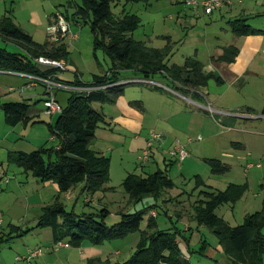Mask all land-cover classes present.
Returning <instances> with one entry per match:
<instances>
[{
    "label": "crops",
    "instance_id": "obj_1",
    "mask_svg": "<svg viewBox=\"0 0 264 264\" xmlns=\"http://www.w3.org/2000/svg\"><path fill=\"white\" fill-rule=\"evenodd\" d=\"M7 1L9 2V5L7 4ZM21 1L24 4H28V6L22 8L16 6L13 7L14 2L15 4H21ZM32 1L34 0H0V21H4L5 25L11 24L23 31L31 38L32 42L35 45L42 46L47 53L52 52L58 47L63 48L62 51L65 52V55L59 61L65 65L66 70L64 72H68L69 75L66 76L65 73H58L59 79L67 84L74 83L77 78H79V80L81 81V73L78 71L77 65L74 64L71 59L70 50H73L76 53H85L83 54V56H88L93 51L94 53L92 54V56L94 55L95 58V52L100 51H94V36L91 31L90 33H83L82 26L84 23H82L80 20L77 21V19H74L78 7L81 5V2L79 3V5L75 6V10L71 12V16L69 17L67 11L62 12L61 10L57 9L60 0H46L45 2L40 1L43 5H47L50 11L44 14L43 12L41 14H38L35 11L31 10V8L33 7L31 5ZM73 1L74 0H69L68 3H73ZM172 1L174 3L184 4L183 0ZM235 2H237V4L232 3L231 5H225L215 11L220 15V17L222 14L225 15V17L222 18L226 19L225 23L229 31L228 42L222 47H216V49H214V54L210 55L209 60L206 62L196 59L195 55L189 56L193 57L197 62H199V64L201 65V72L205 76H210L209 80H212L216 85H224L225 82H227L228 84L225 89L224 87L214 86L212 87V92H210V88L208 87V80L206 86L197 88L198 92L204 95V99L202 100V102H199L200 104L211 105V103H213L211 105L212 108H214L213 105H216V107L214 108V110H216V113H214V116L211 117L214 118V124L211 123V118L205 116L206 114L192 109L188 105L186 97H177L167 93L163 88L156 89L149 85L134 83L126 84L122 88V94L114 101L113 104H106V108L101 107V111L103 112V115L105 117V123L100 124L95 130L94 139L90 143L92 146L90 147V149L109 159V182L106 186L108 187L109 185L108 190L109 188H111L110 185L112 183L114 175H117V180L119 179V182L122 183L127 175H138L139 171L142 172L140 174V176L142 177H145L156 171H167L166 174L168 176V173L171 170V166H173L174 164L180 166V163H182L183 166L181 165L182 168L180 171H183V168L188 162V154L181 162L176 163L174 159H170L167 156L165 151L172 148L175 140H178L184 146V148L185 146L191 145L192 141L194 140L200 141L201 132L206 129L205 127L210 128L214 126V130L217 128L219 130H223L222 128L226 127L227 129L234 130L235 132H237V134L251 132L252 135L255 136H264V132H261V130H244V127L238 128L237 124H239V121H236V118H253L252 115H260L257 119L264 121V115L261 114L264 108L258 110L253 106H242L243 101H240V103L237 104L232 103L233 100L238 101V98L248 95V92L246 91L247 87H249V89H254V86L258 88V91L257 89H254L256 90V96H261L262 100H264V20L256 21L255 23L248 21L251 17H262V19H264V12H262L264 11V0H241ZM186 8L190 9L189 7ZM56 13L61 14L68 22L70 37H64L60 43L54 44L47 40L45 28L47 25L54 21ZM200 13H197L198 16L200 15ZM123 15L135 14L127 13L123 9L120 16L122 17ZM238 20L243 21V25L248 27L250 30L257 31V33L250 35L234 34L231 30V23ZM0 37L2 36L0 35ZM3 39L5 41L15 43L11 40L5 38ZM15 44L20 48V52H14L15 54L27 58L30 57L29 55L32 51H30L29 49L31 48H28L21 43ZM225 56H228V58H226ZM166 64L168 66L174 65H169L168 59L166 60ZM37 67L43 69L41 66ZM109 68V66H105L104 70L102 66L97 63L96 58L94 60V64L89 69L91 71L89 73L91 81L95 76L105 75L108 72ZM2 75L16 76L17 78L20 77L15 73L13 74L10 72L0 71V84H2L3 80ZM132 78L142 77L131 71L122 72L120 75L121 81L129 80ZM22 79L23 81L19 80L20 82L17 83L19 86H22L26 83V80L24 78ZM159 79L163 80L165 84H163ZM150 80L160 83L165 87L174 88V84L169 79L164 78L160 75H156ZM35 88H33L31 91H25L22 94L16 95V99L10 98L6 100V102L24 101L25 103H27L29 105L27 120H29L30 117L38 116L41 113L47 115L44 110L36 109L38 103L43 107L42 102L46 98L44 88L42 86H37ZM210 95L213 96L210 97ZM208 96L212 99L210 100L211 103L207 98ZM225 97L230 99V102L226 103L227 100L224 99ZM6 102H2V104ZM237 107H240V109L245 108V112H242L240 114L246 113L243 115L248 116L230 115V113H228L233 112L230 110L238 109ZM250 114L251 116H249ZM22 123L24 122H21L16 126ZM26 123L27 121L24 124ZM53 123L54 120L52 121L51 126L53 125ZM255 126H257L256 128L259 127L257 123ZM150 130L162 133L163 139L160 144L157 142L153 144L148 161L144 164H141L139 158L142 150L145 148L146 141L149 138ZM212 134L216 133L214 132ZM2 142H4L3 139L0 140V145L2 144ZM251 144L252 142L250 141L249 144H244L243 146L238 143H233L232 146H235L234 148H236L234 152H237V154L243 157L246 155L251 156ZM24 151L26 150H23V148L21 147H6L3 150L4 156H1L0 158V166L2 167L5 162L8 163L7 157L9 154L17 152L26 153ZM223 155L225 156V158L230 159L234 157V155L229 153L222 154V156ZM245 161V163L248 162L247 159H245ZM217 162L225 167L227 169L226 172H228V164H225L224 162L223 164L220 161ZM8 164L14 165L15 168L21 171H17L9 166H6L4 170L2 169L0 171V249L3 245H9L12 242H15V240L16 242L19 240L20 242L21 240H24L25 244L22 243L23 248L21 249V253L25 255L28 249L37 247L51 248L53 245L51 229L36 228V224L37 219L41 214V209L44 206L50 204L58 195L59 191L57 185L52 182L40 183L29 174L25 173L21 168L17 167L15 164ZM162 167L163 169L161 170ZM254 167L255 166L252 164H246L243 170L247 174L248 170L253 169ZM113 168L115 170L114 174ZM255 168L259 169L260 166L257 165ZM10 170L14 175V178L12 177L13 180H8L5 176ZM121 183L119 185H121ZM76 189L80 190V195H85H82L83 203L86 205H90L89 208L92 210V196H88L87 194L82 192L81 184L77 185L71 191L59 196L60 201L63 203L66 210H70L69 206H67L68 202L71 203L73 200H75V205L73 204L74 206H72V211H74L75 206L78 204V199L81 196L75 194ZM111 191L109 190L107 192V195L111 194ZM113 192L115 193V191ZM165 201L166 200H162V202ZM13 204L19 209V211H22L23 216H19V218L9 216V220L4 222L5 217L8 216L9 212H11V207L13 206ZM17 204H19L20 207L17 206ZM156 205L157 201H155V203L153 204V209L148 211V215L150 217H154L157 224V212H155L154 210V207H156ZM99 206L100 205H96L95 209L93 210L99 211V209H104ZM122 209L123 208H121L120 211H123ZM94 211L92 212L93 214ZM152 212L155 213L154 216H152ZM116 216L119 217L117 213ZM190 216L191 213L190 215L181 213L180 216V219H184L187 222V225L184 228V232H190V238L180 237L181 240H179L180 242L178 248L182 254L181 259L183 261H189L191 256L186 247H191V241L198 243L197 246L200 244V248L202 247V252H207V250L211 249V251L209 250L208 252H211L212 256H214L215 254L223 255L222 249L218 245V243L217 245L214 244L215 248H211L210 244H208L198 236V234L202 233V231L204 232L205 227H197L195 223L190 220ZM190 223H193L194 227H191L189 225ZM133 234L135 237L132 238ZM130 236L132 239L128 240ZM138 238L139 234L130 233L122 239L105 242L101 245H92L85 241L82 242L79 247L69 246L48 249L44 254L31 259L29 262L17 259V257L14 259V261H12V256L10 254H8L7 257H3L0 254V264H87L91 260H100V262H108L109 264H121L128 260L134 252ZM62 242L67 243L66 241ZM203 242H206L207 246L203 245ZM109 246H111V248ZM128 250L129 253L126 260L116 263L111 261L112 258H121ZM130 251L132 252L130 253ZM207 257L209 258L210 256ZM228 260L229 261L227 262V264H231L229 258ZM216 264H218V261H216Z\"/></svg>",
    "mask_w": 264,
    "mask_h": 264
},
{
    "label": "trees",
    "instance_id": "obj_2",
    "mask_svg": "<svg viewBox=\"0 0 264 264\" xmlns=\"http://www.w3.org/2000/svg\"><path fill=\"white\" fill-rule=\"evenodd\" d=\"M120 1L147 4L151 0H80L81 5L75 14L74 19L89 26L94 36V51L100 50L110 62L108 72L93 77L90 86L117 84L121 81V73L126 71L146 79L160 75L180 85V91L186 95L189 94L186 89L206 86L210 76L203 75L201 65L193 57L185 58L182 66H168L166 60L171 55L168 47L153 49L134 40L131 34L138 29L139 19L135 15L116 17L111 7ZM0 25L3 38L31 48V58L44 56L59 61L65 55L61 47L47 53L17 27L5 25L4 21H0ZM231 30L237 35L257 33L243 25L241 20L231 23ZM0 71L46 76L56 70L43 71L30 58L0 48ZM75 83L79 84L77 81ZM124 85L117 84L88 94L71 93L66 108L56 116L54 124L49 126L51 135L58 139V146L50 151L39 149L31 153H12L8 155L7 162L15 164L40 183L52 182L57 185L58 195L41 209L36 224V228L51 229L53 243L66 241L71 247H79L86 241L92 245H101L122 239L130 233H138L134 252L121 264H187V261H180L179 231L159 230L154 217L148 218L144 230L140 229L144 215L153 209V205L134 213H120L119 221L109 227L105 224L108 216L106 209H100L96 214L76 215L72 210H66L60 201L59 196L77 185H82L83 193L93 196L104 190L109 182V159L89 147L95 130L105 123L104 116L93 109V104H113L122 94ZM191 98L197 102L201 100L197 94H191ZM0 109L7 126L14 127L27 121L29 105L24 101L6 102L0 104ZM261 114L264 115V110ZM206 162L213 174L227 171L216 160ZM166 172L156 171L145 177L127 175L121 187L128 196V204H138L146 198L157 201L166 191L173 189V181ZM194 182L195 189H198V199L192 205L190 220L197 227L203 226L213 234L231 264H264V203L260 211L247 214L240 225L231 227L215 214V210L223 204H234L240 200L247 185L231 184L225 190L217 191L206 186L198 176L194 177ZM203 245L207 246L206 242ZM186 249L189 254L192 253L188 247ZM87 264L109 263L91 260Z\"/></svg>",
    "mask_w": 264,
    "mask_h": 264
},
{
    "label": "rangeland",
    "instance_id": "obj_3",
    "mask_svg": "<svg viewBox=\"0 0 264 264\" xmlns=\"http://www.w3.org/2000/svg\"><path fill=\"white\" fill-rule=\"evenodd\" d=\"M40 1L45 2L46 0L32 1L31 5L33 7L31 10L38 14H41L42 12L43 14L47 13L49 11L48 6L43 5ZM68 1L69 0H60L57 9L61 10L62 12L67 11V14L70 17L71 12L75 10V6L79 5L80 1L74 0L73 3H68ZM233 3L237 4V2ZM7 4L9 5L8 1ZM14 6L22 8L28 6V4H24L22 1L21 4H15L14 2L13 7ZM186 7L187 6L185 4L174 3L172 0H152L151 2H148L147 5L142 2H137L135 4H124V2H120L118 4L112 5L111 10L116 17L121 15L123 9L127 13L135 14L139 19V27L131 34V37L134 40L144 42L147 46L153 49H163L168 47L171 54L168 58V64L180 66L183 64L185 58L194 55L196 56V59L202 60L204 62L208 61L209 56L214 54V49H216L218 46H224L228 42L229 38V31L225 23L226 19L222 18L225 17L224 14H222L220 17L217 12H214L211 16H206L199 9H187ZM198 12H201L202 14L200 13L198 16ZM261 20L264 19H262V17H251L248 21L255 23L256 21ZM82 32L90 33L89 26L83 24ZM0 48L13 53L20 52V48L15 43L5 41L2 37H0ZM70 53L72 61L77 65V69L81 73V81L85 85L92 83L91 77L89 75L91 71L89 69L94 64V60L96 58L97 63H99V65H101L104 70L105 66L110 67L109 60L100 51L95 52L96 58L94 55L92 56L94 53L93 51L88 56H83L85 53H76L73 50H70ZM61 73H65L66 76L69 75L68 72ZM2 77L3 85L0 84V104H2V102H6V100L10 98L16 99V95H19L18 88L20 87L17 83L23 81L22 78H17L16 76L2 75ZM159 80L165 84L163 80ZM227 85V82H225L224 85H216L212 80H209L208 82L210 92H212V87L214 86L224 87L225 89ZM9 87L16 88V90L14 92H8ZM254 87V89H257L258 91V88L256 86ZM254 89H249V87H247L246 91L248 92V95L238 98V101L233 100L232 103L237 104L240 103V101H243L242 106H253L256 109L261 110L264 108V100H262L261 96H256V90ZM27 91H31V89ZM178 93L181 95V98H191L189 94H183L181 91H178ZM54 94L57 103L62 107V109L66 108L71 92L68 90H56L54 91ZM212 96L213 95H210V97ZM210 97L208 96L207 98L211 103L210 100L212 99ZM224 99L227 100L226 103L230 102V99L227 97ZM190 100L192 101V99ZM202 100L203 99L201 98L199 102H202ZM197 101L193 100L192 102L197 105H202ZM212 104L213 103H211V105ZM107 105L93 104V109L103 115L101 107L106 108ZM188 105L192 109H195V111L206 114L205 116L209 118L214 116L212 113H206L201 111L200 108L190 104ZM213 107L215 108L216 105H213ZM237 108L238 109L230 110L233 112L228 113H230V115L239 116H244L243 114H246H240L245 112V108ZM36 109L44 110L43 107L39 105V103L37 104ZM249 116H251V114ZM252 116L253 118L250 119L236 118V121H239V124H237L238 128L244 127V130L257 129L261 130V132H264V121L257 119L260 115ZM213 119L214 118H211L212 124H214ZM53 120L55 122L56 116H47L41 113L38 116L30 117L26 124L22 123L16 127H10L4 123L3 112L0 109V140H4V142H2L0 145V158L1 156H4L3 150L6 147H21L23 150H26L24 151L26 153H31L39 149L49 151L52 149L54 150L58 146V139L56 138L53 141L50 139L52 135L49 130V126L52 124ZM256 123L259 126L258 128L255 126ZM213 127L214 126L210 128L205 127L206 129L201 132L200 141L194 140L192 141L191 145L185 146V150L188 154V162L186 166L184 164L185 167L183 168V171H180L183 166L182 163H180V166L177 164L171 166L168 176L173 181L174 188L172 190L166 191L162 198L157 200V205L154 207L155 212H157L156 221L158 224V229L168 231L170 230V232L179 231L181 238H190V232H184L187 222L184 219H180V216L181 213L190 215L191 207L198 199V189H195L194 182L195 176L200 177L206 186L220 191L224 190L229 184L241 186H244L245 184L247 185V189L243 193L240 200L234 204H223L215 210V214L222 218L230 226L234 227L240 225L243 222V218L246 214H252L259 211L261 204L264 203V136H255L252 135L251 132L237 134V132L234 130L227 129L226 127H223V130H219L218 128L214 130ZM214 132L216 134H212ZM250 141L252 142L251 156L246 155L241 157L239 154H237V152H234L236 148H234L235 146H232L233 143H238L243 146L244 144H249ZM89 147H92L91 144ZM226 153L232 154L234 157L230 159L225 158L224 155L222 156V154ZM244 158L247 159V163H245L246 161ZM205 160H217L221 163L224 162L225 164H228V172L224 174H213L211 172L210 165ZM246 164H252L255 167L259 165L260 168L257 169L254 167L253 169L248 170L246 174L243 170ZM6 166L12 167L17 171H21L15 168L14 165H10L6 162L2 165V167L0 166V171L2 169L4 170ZM162 169L163 167L161 170ZM114 173L115 170L113 168V174ZM141 173L142 172L139 171L138 175ZM5 176L8 180H13L14 178L11 170ZM120 183L121 182H119V179L117 180V175H114L110 185L112 189L114 188L112 191L110 190L111 194L107 195V192L109 191V185L108 187H106V185L104 190L93 194L91 199V207L93 209H95L96 205H100L102 208L108 210V216L106 217L105 224L109 227L119 221V217L116 216V213L118 216L123 212L134 213L143 210L144 208H148L155 203L152 198H146L138 204H128V196L124 193L121 185H119ZM113 191H115V193ZM79 192L80 190L76 189L75 194L81 197L78 199V204L75 206L73 212L76 215H80L82 213H92L94 210L92 209V211L89 208L90 205L83 203L82 197L85 195L82 194V196L79 194ZM162 200L166 201L162 202ZM73 204L75 205V200H73L71 203H67V206H69L70 210H72V206H74ZM17 206L20 207L19 204H17ZM121 208H123V211H120ZM11 209V212H9L8 216L5 217L4 222L9 220V216L14 218L23 216L22 211H19V209L15 207L14 204ZM96 212L98 211H94V214H96ZM149 217L150 216L148 213L144 215L142 219L143 221L140 224L141 230L145 229L146 221ZM189 225L194 227L193 223H190ZM198 236L210 244L211 248H215V245H217L216 238L206 228L204 229V232L202 231V233L198 234ZM133 237H135L134 234L132 235V238ZM180 237H178L179 240H181ZM132 238L130 236L128 240ZM22 243L25 244L24 240H21V242L20 240L17 242L15 240V242H12L9 245H3L0 249V254L3 257H7L8 254H10L12 256V261H14L16 257H24L25 254L21 253V249L23 248ZM197 244L198 243L191 241V247L189 248L192 253L190 254L191 257L187 264H216V261H218V264H227L229 261L228 257L224 254H215L212 256L211 252H208L209 250L211 251V249L207 250V252H202L200 249V244L198 246ZM109 247L111 248V246ZM42 248L44 253L46 250L50 249L48 247ZM131 252L132 251H130V253ZM128 253L129 250L121 258H112L111 261L115 263L124 261L128 258ZM206 255L210 257L208 258ZM180 261H183L181 257Z\"/></svg>",
    "mask_w": 264,
    "mask_h": 264
},
{
    "label": "built area",
    "instance_id": "obj_4",
    "mask_svg": "<svg viewBox=\"0 0 264 264\" xmlns=\"http://www.w3.org/2000/svg\"><path fill=\"white\" fill-rule=\"evenodd\" d=\"M235 1H241V0H183L184 4L187 7L196 10L200 9L203 12V14L206 16H211L217 9L222 8L225 5H231ZM45 33L47 36V40L49 42L54 44L60 43L64 37L67 36L70 37L69 24L61 14L56 13L54 21L46 26ZM29 58L36 66H41L43 68L42 69L43 71L44 70H56V71L53 73H49L46 76L15 73L16 75L26 80V83L18 88V92L19 94H22L27 90L30 89L32 90L37 86H42L44 88V92L46 95V98L42 102V105L44 108V112L50 116H54V115L58 116L63 110L55 99L54 91L56 90H68L71 93L88 94L92 91L109 88L117 84L134 83L141 85H149L157 88H163L165 91L169 92L170 94L175 95L177 97H181V95L178 93V91H180V89L182 88L180 85L174 84V88H168L161 85L160 83L154 82L146 78H132L129 80L120 81L119 83L114 85L109 84L98 87L84 85L79 80V78L76 79V81L79 82V84L75 82L72 84H67L59 79L58 73L64 72L66 70L65 65L62 62L44 56H38L34 58L29 57ZM15 90L16 88H12V87L8 88V92H14ZM186 90L188 91L190 96L191 94H197L202 99H204V95L198 92L197 89H186ZM190 99H191L190 97L186 99L188 104L200 108L201 111H205L212 114L216 113V110H214L211 107V105L209 104L197 105L192 102L193 100L191 101ZM244 116H248V115H244ZM54 139H55V135H52L51 140ZM162 139H163L162 133L156 132L154 130L149 131V138L147 139L145 148L142 150V153L139 158L141 164H144L148 161L153 144L155 142L160 144ZM165 153L170 159H174L176 163L181 162L187 156L184 146L178 140H175L172 148L166 150ZM154 214L155 213L152 212V216H154ZM60 247H69V245L67 243H62V242L53 243L50 249H55ZM42 254H44L43 248L37 247L33 249H28L24 257L17 259L29 262L31 259L39 257Z\"/></svg>",
    "mask_w": 264,
    "mask_h": 264
}]
</instances>
